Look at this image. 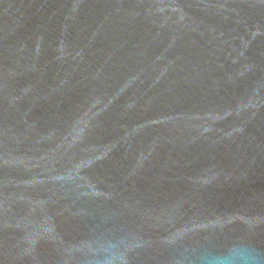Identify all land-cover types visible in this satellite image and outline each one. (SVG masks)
Listing matches in <instances>:
<instances>
[{
	"label": "water",
	"instance_id": "water-1",
	"mask_svg": "<svg viewBox=\"0 0 264 264\" xmlns=\"http://www.w3.org/2000/svg\"><path fill=\"white\" fill-rule=\"evenodd\" d=\"M264 264V0H0V264Z\"/></svg>",
	"mask_w": 264,
	"mask_h": 264
},
{
	"label": "clouds",
	"instance_id": "clouds-1",
	"mask_svg": "<svg viewBox=\"0 0 264 264\" xmlns=\"http://www.w3.org/2000/svg\"><path fill=\"white\" fill-rule=\"evenodd\" d=\"M243 264H254V261L251 259V257L247 255L242 256Z\"/></svg>",
	"mask_w": 264,
	"mask_h": 264
}]
</instances>
